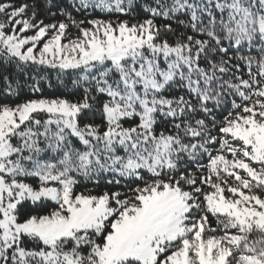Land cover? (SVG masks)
Masks as SVG:
<instances>
[{
    "label": "snow or ice",
    "instance_id": "obj_1",
    "mask_svg": "<svg viewBox=\"0 0 264 264\" xmlns=\"http://www.w3.org/2000/svg\"><path fill=\"white\" fill-rule=\"evenodd\" d=\"M0 264H264V0H0Z\"/></svg>",
    "mask_w": 264,
    "mask_h": 264
},
{
    "label": "trees",
    "instance_id": "obj_2",
    "mask_svg": "<svg viewBox=\"0 0 264 264\" xmlns=\"http://www.w3.org/2000/svg\"><path fill=\"white\" fill-rule=\"evenodd\" d=\"M49 92H52V91H54V90H48Z\"/></svg>",
    "mask_w": 264,
    "mask_h": 264
}]
</instances>
